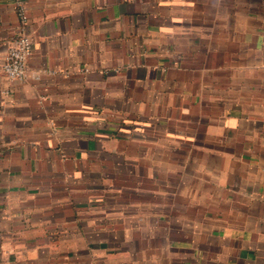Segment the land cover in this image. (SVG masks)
<instances>
[{
    "label": "crops",
    "instance_id": "crops-1",
    "mask_svg": "<svg viewBox=\"0 0 264 264\" xmlns=\"http://www.w3.org/2000/svg\"><path fill=\"white\" fill-rule=\"evenodd\" d=\"M0 0V264H264V0Z\"/></svg>",
    "mask_w": 264,
    "mask_h": 264
},
{
    "label": "built area",
    "instance_id": "built-area-1",
    "mask_svg": "<svg viewBox=\"0 0 264 264\" xmlns=\"http://www.w3.org/2000/svg\"><path fill=\"white\" fill-rule=\"evenodd\" d=\"M20 19V32L9 43L1 62V70L10 80L23 81L28 75V59L33 47L32 38L26 28L29 21L27 0H13Z\"/></svg>",
    "mask_w": 264,
    "mask_h": 264
}]
</instances>
